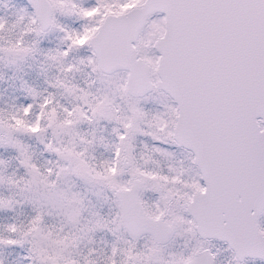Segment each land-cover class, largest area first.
<instances>
[{"label":"snow or ice","instance_id":"1","mask_svg":"<svg viewBox=\"0 0 264 264\" xmlns=\"http://www.w3.org/2000/svg\"><path fill=\"white\" fill-rule=\"evenodd\" d=\"M0 264H264V0H0Z\"/></svg>","mask_w":264,"mask_h":264}]
</instances>
